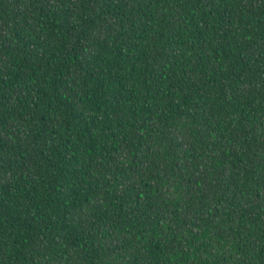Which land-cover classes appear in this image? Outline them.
I'll return each mask as SVG.
<instances>
[{
    "label": "trees",
    "instance_id": "obj_1",
    "mask_svg": "<svg viewBox=\"0 0 264 264\" xmlns=\"http://www.w3.org/2000/svg\"><path fill=\"white\" fill-rule=\"evenodd\" d=\"M0 264H264V0H0Z\"/></svg>",
    "mask_w": 264,
    "mask_h": 264
}]
</instances>
